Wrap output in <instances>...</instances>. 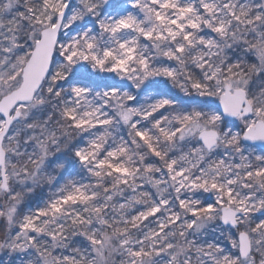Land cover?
<instances>
[{
	"label": "snow or ice",
	"instance_id": "snow-or-ice-1",
	"mask_svg": "<svg viewBox=\"0 0 264 264\" xmlns=\"http://www.w3.org/2000/svg\"><path fill=\"white\" fill-rule=\"evenodd\" d=\"M0 264H264V0H0Z\"/></svg>",
	"mask_w": 264,
	"mask_h": 264
}]
</instances>
